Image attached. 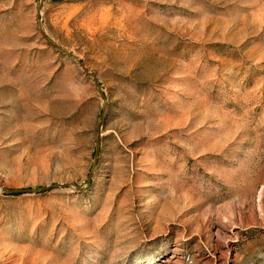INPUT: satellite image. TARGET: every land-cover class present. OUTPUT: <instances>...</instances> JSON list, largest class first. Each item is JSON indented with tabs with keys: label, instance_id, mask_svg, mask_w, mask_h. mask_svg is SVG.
<instances>
[{
	"label": "rangeland",
	"instance_id": "obj_1",
	"mask_svg": "<svg viewBox=\"0 0 264 264\" xmlns=\"http://www.w3.org/2000/svg\"><path fill=\"white\" fill-rule=\"evenodd\" d=\"M1 186L0 264H264V0H0Z\"/></svg>",
	"mask_w": 264,
	"mask_h": 264
},
{
	"label": "water",
	"instance_id": "obj_2",
	"mask_svg": "<svg viewBox=\"0 0 264 264\" xmlns=\"http://www.w3.org/2000/svg\"><path fill=\"white\" fill-rule=\"evenodd\" d=\"M38 20L40 21L41 20V17L40 15L38 16ZM40 32L43 36V38L45 39V41H47V43H49V45H51L53 48L57 49V50H60L64 53H67L65 50H63L59 45L53 43L49 37L47 36V34L45 33V31L42 29L41 25H40ZM86 72H88L86 69H85ZM94 77H95V74L94 73H91ZM100 134V133H99ZM99 140V138H98ZM99 143V142H98ZM98 152V151H97ZM92 173L93 171L91 172V175L88 179V183L90 182V178L92 176ZM69 184L65 183V184H62V185H59V186H64V187H67ZM1 189H3L4 192L6 193H9V194H22V193H30V192H37V191H34L32 189H8V188H5V187H0ZM50 188H52L51 186H47V187H43L40 192H45L47 190H49Z\"/></svg>",
	"mask_w": 264,
	"mask_h": 264
}]
</instances>
